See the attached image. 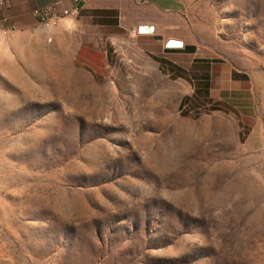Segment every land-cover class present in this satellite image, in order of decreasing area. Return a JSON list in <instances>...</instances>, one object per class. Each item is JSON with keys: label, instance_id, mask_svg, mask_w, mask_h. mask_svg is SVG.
I'll list each match as a JSON object with an SVG mask.
<instances>
[{"label": "rangeland", "instance_id": "1", "mask_svg": "<svg viewBox=\"0 0 264 264\" xmlns=\"http://www.w3.org/2000/svg\"><path fill=\"white\" fill-rule=\"evenodd\" d=\"M178 1L177 74L134 1L0 28V264H264V0Z\"/></svg>", "mask_w": 264, "mask_h": 264}, {"label": "crops", "instance_id": "2", "mask_svg": "<svg viewBox=\"0 0 264 264\" xmlns=\"http://www.w3.org/2000/svg\"><path fill=\"white\" fill-rule=\"evenodd\" d=\"M138 4H145L154 11L162 14L166 19L161 20H136L133 23L139 25H151L154 27L152 37L158 43V48L162 53L161 62L166 64L167 70H171L172 74L182 73L178 68L175 56L181 55V51L164 50V43L168 40H180L177 30L180 26V9L181 3L178 0H130ZM55 6L58 9L78 8L79 15L85 11H90L92 19L99 20L102 26L115 25L116 20L124 15L123 9L127 6L123 0H85L84 3L75 2L74 0H20L16 5L0 13V28L5 23L13 25L34 24L37 22L32 16L34 9ZM105 11V12H100ZM118 15V18H117ZM67 19V18H66ZM72 19V18H70ZM63 20V19H62ZM63 22V21H62ZM137 26V27H138ZM13 28V27H12ZM184 43V47H189L188 43ZM184 50V49H183ZM182 50V51H183Z\"/></svg>", "mask_w": 264, "mask_h": 264}, {"label": "built area", "instance_id": "3", "mask_svg": "<svg viewBox=\"0 0 264 264\" xmlns=\"http://www.w3.org/2000/svg\"><path fill=\"white\" fill-rule=\"evenodd\" d=\"M20 0H0V13L6 9L16 5ZM75 2L84 3L85 0H74ZM32 16L37 24L41 27H58L61 17H73L76 19L79 16L78 8L58 9L55 6L43 7L34 9ZM2 35L8 39H13L15 35L14 29L3 31ZM138 35V34H137ZM175 41V42H173ZM175 43V44H173ZM184 43L180 40H168L164 43V50L168 51H182Z\"/></svg>", "mask_w": 264, "mask_h": 264}, {"label": "water", "instance_id": "4", "mask_svg": "<svg viewBox=\"0 0 264 264\" xmlns=\"http://www.w3.org/2000/svg\"><path fill=\"white\" fill-rule=\"evenodd\" d=\"M136 33L140 36H152L154 34V27L151 25H139L136 28Z\"/></svg>", "mask_w": 264, "mask_h": 264}, {"label": "trees", "instance_id": "5", "mask_svg": "<svg viewBox=\"0 0 264 264\" xmlns=\"http://www.w3.org/2000/svg\"><path fill=\"white\" fill-rule=\"evenodd\" d=\"M100 12H105V11H100ZM184 51H185V52H188V53H192V52H193V49H192V47H187V46H186V47H184ZM158 64L161 65V62L158 61ZM186 100H187V99H186ZM186 100H185V101H186ZM185 101H184V99H182V101H181V103H180V108L183 107V106L185 105V104H184Z\"/></svg>", "mask_w": 264, "mask_h": 264}, {"label": "bare ground", "instance_id": "6", "mask_svg": "<svg viewBox=\"0 0 264 264\" xmlns=\"http://www.w3.org/2000/svg\"><path fill=\"white\" fill-rule=\"evenodd\" d=\"M66 18H72V19H74L73 17H61L60 21H61L62 19H66ZM173 42H175V41H173ZM173 44H175V43H173Z\"/></svg>", "mask_w": 264, "mask_h": 264}]
</instances>
